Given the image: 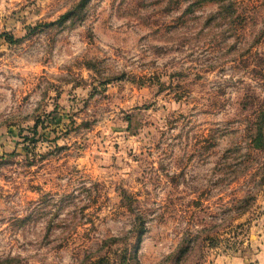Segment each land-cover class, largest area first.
I'll list each match as a JSON object with an SVG mask.
<instances>
[{"label":"rangeland","instance_id":"rangeland-1","mask_svg":"<svg viewBox=\"0 0 264 264\" xmlns=\"http://www.w3.org/2000/svg\"><path fill=\"white\" fill-rule=\"evenodd\" d=\"M263 240L264 0H0V264Z\"/></svg>","mask_w":264,"mask_h":264},{"label":"crops","instance_id":"crops-1","mask_svg":"<svg viewBox=\"0 0 264 264\" xmlns=\"http://www.w3.org/2000/svg\"><path fill=\"white\" fill-rule=\"evenodd\" d=\"M232 264H264V240L252 260L234 258Z\"/></svg>","mask_w":264,"mask_h":264}]
</instances>
